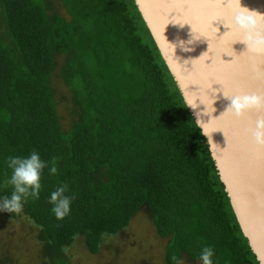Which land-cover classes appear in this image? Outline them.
I'll return each mask as SVG.
<instances>
[{
  "label": "trees",
  "instance_id": "obj_1",
  "mask_svg": "<svg viewBox=\"0 0 264 264\" xmlns=\"http://www.w3.org/2000/svg\"><path fill=\"white\" fill-rule=\"evenodd\" d=\"M58 56L71 102L66 129L51 87ZM34 149L58 158V174L45 169L40 198L5 216L38 230L48 264H70L63 250L79 236L97 254L104 236L141 212L166 242L165 264L173 256L202 264L205 246L214 264H259L133 0H0V197L12 192L7 158ZM62 184L76 198L57 220L49 197Z\"/></svg>",
  "mask_w": 264,
  "mask_h": 264
},
{
  "label": "water",
  "instance_id": "obj_2",
  "mask_svg": "<svg viewBox=\"0 0 264 264\" xmlns=\"http://www.w3.org/2000/svg\"><path fill=\"white\" fill-rule=\"evenodd\" d=\"M133 1L196 125L204 123L202 135L235 218L264 264V147L247 131L264 111L236 118L224 96L264 95V56L240 42L234 0ZM241 4L264 13V0Z\"/></svg>",
  "mask_w": 264,
  "mask_h": 264
},
{
  "label": "rangeland",
  "instance_id": "obj_3",
  "mask_svg": "<svg viewBox=\"0 0 264 264\" xmlns=\"http://www.w3.org/2000/svg\"><path fill=\"white\" fill-rule=\"evenodd\" d=\"M54 8L56 13L65 16L59 2H55ZM55 60L51 87L56 91L58 117L66 129L72 119L70 94L59 78L64 58L58 56ZM43 245L38 230L28 220L9 219L0 211V257L6 254L9 264H48ZM165 245L166 242L156 235L149 216L141 212L125 230L114 236H104L97 254H90L79 236L63 250V257L70 264H165ZM182 260L183 264H201L185 257Z\"/></svg>",
  "mask_w": 264,
  "mask_h": 264
},
{
  "label": "clouds",
  "instance_id": "obj_4",
  "mask_svg": "<svg viewBox=\"0 0 264 264\" xmlns=\"http://www.w3.org/2000/svg\"><path fill=\"white\" fill-rule=\"evenodd\" d=\"M234 2L239 6L240 11L234 16L233 24L244 33V38L240 42L247 45V51L264 56V13L243 7L241 0H234ZM224 96L231 102L227 111L236 118L243 119L253 109L258 112L264 111V95L230 96L224 93ZM196 121L197 127L202 129V134L207 136L204 123L199 119ZM247 131L258 146L264 147V115L260 116ZM57 160V157H53L50 161H45L35 149L28 156H9L7 166L11 170V175L4 184L10 185L12 192L10 196L0 197V211L19 215L23 212L29 197L38 200L43 189L44 171L48 169L50 175H57ZM68 191V185L62 184L50 194L51 211L57 220H63L71 214V204L76 197L68 195ZM214 255L213 247L205 246L201 250L199 260L202 264H214L212 259ZM172 259L176 261V264H183L182 259L178 260L175 256Z\"/></svg>",
  "mask_w": 264,
  "mask_h": 264
}]
</instances>
